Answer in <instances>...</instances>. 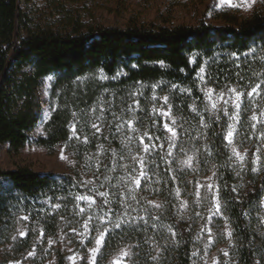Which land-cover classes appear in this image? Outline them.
Here are the masks:
<instances>
[{
    "label": "trees",
    "instance_id": "trees-1",
    "mask_svg": "<svg viewBox=\"0 0 264 264\" xmlns=\"http://www.w3.org/2000/svg\"><path fill=\"white\" fill-rule=\"evenodd\" d=\"M57 12L64 28L28 17L20 0H0V149L7 144L13 156L29 142L42 108L40 86L49 75L55 77L53 110L37 144L54 152L70 140L75 116L102 106L122 113L126 121L136 118L137 153L142 152L138 137L145 132L159 136L164 147L157 145L148 155L149 178L142 180L135 200L120 178L139 165L130 160L132 146L126 137L111 132L101 136L104 146L96 133L68 147L75 163L71 174L40 173L27 165L0 167V264L18 259L24 264H68V247L77 251L79 264H89L106 212L111 213L106 224L110 232L96 264H109L125 248L130 264H193L197 238L215 202L213 188L207 189L210 180L224 215L209 220L218 264H264V149L261 167L252 171L264 138L258 139L250 126L247 96L264 81V13L218 10L214 17L223 22L219 26L132 20L122 27L86 25L66 10ZM201 68L214 89L236 87L245 94L247 110H242L236 134L246 155L244 167L237 165L223 139L227 117L206 102L199 85ZM155 95L169 98L178 133L173 148H167L163 118L152 112ZM124 127L127 133L129 127ZM81 167L96 170L102 182L95 189L109 193L110 203L101 204L103 198L95 196L101 207L91 211L90 221L76 199L93 186L80 182ZM115 222L121 227L115 228ZM225 245L228 256L221 250ZM33 248L35 255L25 258Z\"/></svg>",
    "mask_w": 264,
    "mask_h": 264
},
{
    "label": "rangeland",
    "instance_id": "rangeland-1",
    "mask_svg": "<svg viewBox=\"0 0 264 264\" xmlns=\"http://www.w3.org/2000/svg\"><path fill=\"white\" fill-rule=\"evenodd\" d=\"M238 5V6H237ZM250 5V6H249ZM20 6L22 10L28 15L30 18H35L38 23H42L43 26H52L53 28H64V18L58 16V9L66 10L67 15L74 16L78 18L81 22L86 25H116V26H126L130 21L135 20L141 24H154V25H177V24H188L194 25L201 21H205L207 23H211L214 25H222L223 22L214 17L215 11L224 10L228 8H233L238 10L241 14L249 16L254 12L264 13V0H232V4L229 5L226 0H20ZM52 77L49 80V77ZM199 85L205 96L206 102L209 108L215 113H223V111H214L211 108V103L216 102L218 108L221 107L223 101L218 100V94L224 93L225 99L229 98L228 90H216L210 85L207 84L205 80L204 71L199 73ZM54 75L47 76L41 86H40V97L42 102V108L39 114V121L35 128L30 132V140L27 145L17 154L10 155L9 154V146L4 144L0 149V167L4 169H11L18 165H27L33 168L34 170L40 173H48L53 172L58 175L71 174L72 168L75 166L74 159L70 156L68 147L78 142H84L85 137L88 138L89 135L98 134V139L101 146L105 143L104 138H101L103 134L108 137V133L117 134L119 137H126L127 141L132 146L130 154L133 156L143 157L144 161L148 158L147 153H144L143 150L141 153H137L136 147L138 145L136 133L132 132L129 128V131L123 130L125 125V118L122 116V113H119L117 110H111V112L104 110L101 108L99 110L93 109L89 113L83 115H77L74 117L71 123V135L70 140L61 143L58 145L53 152L48 148L37 144L36 140L39 137L45 136V124L48 121L52 110H53V101L51 98V87L54 81ZM260 89H258L259 95L253 93L252 97H248L249 103L252 107V113L255 111L257 114L261 110L264 109V81L260 83ZM159 85H155V89H158ZM208 89H213L214 94L212 96V101H209L206 92ZM237 91L242 92L237 89ZM156 101L152 106L153 109H160L161 107L164 110H168L170 104L168 102L165 105L163 98L165 96L159 97L155 95ZM234 99V96H233ZM243 106L245 104L244 96L242 97ZM229 111L234 112L235 110L231 107V103L229 104ZM242 113V111H241ZM172 116V115H171ZM226 116V115H225ZM164 123L167 122L171 125V119L163 117ZM228 125L235 123L230 120L228 116ZM240 116V121H241ZM172 119L174 117L172 116ZM175 120V119H174ZM93 123L97 124L100 127V132H96V130L92 127ZM252 123H255L252 121ZM240 123L236 124V133L234 134L233 144L230 147L232 152V148L235 147L238 152L242 155H245V151L241 149L240 145L236 140V134L240 128ZM72 125L76 126V134L73 135ZM118 125H123L118 128ZM176 127V125H175ZM228 129V126H227ZM177 132V128H176ZM253 133L258 134V139H261V133H264V124H257L256 128L253 129ZM151 134V133H149ZM227 134V133H226ZM152 135V134H151ZM95 137V136H93ZM130 138V139H129ZM178 139V133L176 137H172L171 133L167 132V148L172 144H176ZM158 140H154L153 143L156 145H161ZM228 142V141H227ZM145 143H148L147 138H145ZM104 146V145H103ZM173 148V147H171ZM264 149V142H262L255 151L256 156L259 155L261 158V150ZM259 150V151H257ZM233 155V153H232ZM255 156V157H256ZM237 165L241 166V162L237 160V158L233 155ZM246 158V155H245ZM133 161V160H132ZM245 162L243 163V167ZM262 165V161L259 164L254 163V168L259 169ZM242 167V166H241ZM96 170H91L87 168L79 169V180L81 183L92 181V188H96L101 182L102 177L100 174L95 173ZM98 177V179H97ZM78 180V179H77ZM91 183V184H92ZM127 183V182H126ZM209 184L213 185L215 202L210 209L215 208V204L217 202V187L215 183L211 180ZM130 185H127L129 189ZM102 192L101 190H99ZM96 199V198H95ZM219 201V200H218ZM80 207L85 208L86 217H92L91 211H97V208L94 206L89 209L87 205L83 201H78ZM262 205L264 209V197L262 199ZM207 217L208 222L203 225L200 235L197 238V244L194 248V252L196 255H193V264H218L219 256L216 250L213 249V238L214 233L211 228L210 221L213 217H221L224 218L222 211L220 214H213V211H210ZM109 229V227L107 226ZM210 229V232H209ZM227 237L231 240V237L228 236V232L231 231L228 224L224 228ZM25 234V229L22 228L20 234ZM23 234V235H24ZM96 247V244L94 245ZM102 245L100 246L101 249ZM93 248V247H92ZM222 252H229L228 245L221 247ZM68 251V264H73V260L69 259V257H75V264H79L80 256L77 251L73 248H67ZM123 251H128L129 249H123ZM32 255H29V254ZM119 252L116 256L112 258L109 264L116 259V257L120 254ZM99 252L96 254V259ZM35 255V249L33 248L25 258H30ZM92 253L89 251L90 260ZM7 264H24L23 259L13 260L8 262ZM26 264V263H25ZM123 264L129 263V256L123 258Z\"/></svg>",
    "mask_w": 264,
    "mask_h": 264
},
{
    "label": "snow or ice",
    "instance_id": "snow-or-ice-1",
    "mask_svg": "<svg viewBox=\"0 0 264 264\" xmlns=\"http://www.w3.org/2000/svg\"><path fill=\"white\" fill-rule=\"evenodd\" d=\"M226 2L229 5L232 4V0H226ZM245 3H247V0H245ZM245 55H247V53H245ZM200 71L203 72L204 69L201 68ZM48 79L51 80L52 77L50 76ZM260 87H261L260 84H257L255 87H253L251 89L250 92L247 93V96L248 97H252L253 93H256L257 95H259L258 89H260ZM228 92L230 94L228 99H225V94L224 93H219L218 94V100L223 101V104L221 105L220 108H218L216 102H212L211 103V108L214 111H223L224 115L228 116V118L230 120L235 122L233 124H229L228 125L227 134L223 137V139H226L228 141V145L227 146H231L233 144L234 134L236 133V126L235 125L241 122L240 121L241 111L242 110H247V109H242V105H243L242 97L245 95L243 92L237 91V89H235V88L229 89ZM213 94H214V90L213 89H208L207 90L206 95H207L209 101H212ZM233 96H234V99H233ZM153 99H155V97ZM168 99L169 98L167 96H165L163 98L165 105L168 104ZM135 103H136V106L139 107V103L140 102L137 100ZM230 103H231V107L235 110L234 112H230L229 111V107L228 106H229ZM129 107L131 108V106H129ZM153 112L157 113L159 116H163V117H166L168 119H171V125L169 123L165 122L163 124V128L168 133H171V136L173 138L176 137V135H177L176 127H175L176 122H175L174 119H172V116H171V106H169L168 110H164L163 107H161L160 109L154 108ZM135 119L136 118L133 117V120H129V121L125 122L132 132H138V129L133 126V122H134ZM251 121L255 122V123H252L250 125L251 128H253V129L256 128L257 124H264V110H261L259 112V114H257L255 111H253V114L251 116ZM122 126L123 125H118V128L122 127ZM92 127L96 130V132H100V127L97 124L93 123ZM72 132H73V135L76 134V126L75 125H72ZM145 138H147L148 143H145ZM261 138H264V133H261ZM138 139H139L140 145L142 146L143 152L147 153V154H151L152 150L157 147V145L155 143H153V141L154 140H159L160 137L159 136H154V135L149 134L148 132H145V133L141 134L138 137ZM85 142H87V137H85ZM174 146H175L174 144L170 145V147H174ZM159 147L161 149H163L164 145L161 144V145H159ZM257 151H259V150H257ZM232 153L237 158V160H239L241 162V166L243 167V163L245 161V155H242L240 152H238L235 147L232 148ZM170 154L171 153L169 152V155ZM114 155H115V153H114ZM121 159H123V157H121ZM132 160L134 161L135 164L139 165V169H137L136 167L133 166L131 171L128 172V175L126 177H121L120 179H121V181H126L127 184L131 185V187L129 188V193L132 194V199L135 200L136 196H135L134 193L136 192V190L140 189L142 180L146 181L149 177H148V172L146 171V164H145L144 158L143 157H138V156H133ZM260 162H261V158H260L259 155H257L255 157V160L253 161V163L259 164ZM124 167L127 170V168L129 166L125 165ZM115 170H116L115 168L111 169V171H115ZM257 170H258L257 168H253L252 169V171H257ZM237 175H239V173H237ZM97 179H98V177H97ZM91 183H92V181L83 182V186L84 187H88V185L91 184ZM127 184H126V186H127ZM101 187H103V185H101ZM212 188H213L212 184H208L207 185V189L209 191H211ZM233 190H235V189H233ZM93 193H95V195H93ZM95 196H100V197L103 198L102 201H101V204L102 203H110V201L107 199L108 196H109V193L108 192H100L97 189H95L94 187L93 188H89L88 194H78L76 196V199L78 201H83L87 205V207L89 209L93 208L94 206L95 207H101V204L97 203V201L95 199ZM149 203H152V202L150 201ZM153 206L156 207V208H160V204L159 203H155ZM57 207H59V206L57 205ZM210 211H213L214 215L220 214L221 205H220L218 199H217V202L215 204L214 210L210 209ZM80 212L81 213L85 212V208L81 207L80 208ZM110 214H111L110 212H106L104 214L105 219L102 220V224L104 226L102 228H97L96 229V231L98 233L97 237L95 238L96 247H93V248L90 249V252L92 253V256H91V258L89 260V264H96V254L100 251V246L105 243V236L107 234H109V232H110V230L106 226V224L108 222H110V221L107 220V217ZM24 219H27V217H24ZM91 219H92V217L89 216L88 220L90 221ZM141 219H143V218H141ZM155 219H159V217H156ZM145 223H147V221H145ZM84 227H85V229L89 228V224H88L87 221L85 222ZM114 227L115 228L121 227L120 222H115ZM209 232H210V229H209ZM23 234L24 233H21V235H23ZM173 235H175V233H173ZM228 236L229 237L232 236V232L231 231L228 232ZM223 254H224V256H228V252L227 251H224ZM29 255H32V254L30 253ZM129 255H131L130 252L122 250L121 253L112 262V264H123V258H125V257H127ZM193 255H196V253H193ZM69 259L73 260V264H75V259H76L75 257H69Z\"/></svg>",
    "mask_w": 264,
    "mask_h": 264
}]
</instances>
